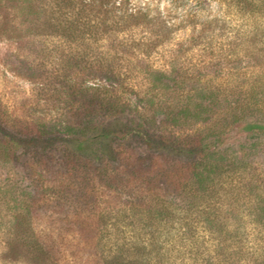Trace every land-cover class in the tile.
I'll list each match as a JSON object with an SVG mask.
<instances>
[{
    "label": "rangeland",
    "instance_id": "obj_1",
    "mask_svg": "<svg viewBox=\"0 0 264 264\" xmlns=\"http://www.w3.org/2000/svg\"><path fill=\"white\" fill-rule=\"evenodd\" d=\"M105 55L122 85L92 78ZM202 79L218 100L197 97ZM197 104L208 114L164 122ZM143 121L155 140L219 134L230 155L250 148L264 178V0H0V264H254V191L197 205L180 191L194 157L130 138L103 156L78 142ZM222 223L244 243L221 248Z\"/></svg>",
    "mask_w": 264,
    "mask_h": 264
},
{
    "label": "trees",
    "instance_id": "obj_2",
    "mask_svg": "<svg viewBox=\"0 0 264 264\" xmlns=\"http://www.w3.org/2000/svg\"><path fill=\"white\" fill-rule=\"evenodd\" d=\"M139 13L140 12L128 15V18L136 20L138 19ZM118 61V59L111 57L110 55L95 57L89 64L92 78L102 79L110 88L122 85L124 80L121 72L117 68ZM157 73L164 77L168 75L161 73L160 71H157ZM174 81L176 80L174 79ZM198 83L200 85L198 89H196L197 97H204L208 95L214 100H218L216 98L218 93H216L215 90L211 88V81L206 82L204 79H202L199 80ZM69 86L71 89H75V86L78 85L73 83V85L70 84ZM78 89H82V87L79 86ZM85 91L86 90H83V92ZM94 91L95 93L93 98L97 102L99 109H101V107H103V103H100L97 100L99 99L100 101L104 102L106 97H104L105 99L101 98V95L104 94L100 92L101 90H99V88L94 89ZM209 104H211V102H209ZM106 105L110 111L113 112H115L118 108L117 103L112 101L107 102ZM193 106L194 105H186L185 108H183V117H175L172 116V114H166L164 122L167 123L168 121L171 122V124L174 122L178 123L180 118H183L184 121H191L190 119L192 118L197 120L202 118V115L208 114L211 108L210 105H208L209 107L205 105H199L197 107ZM203 107L204 110H201ZM237 111V108L233 110L231 109L230 113L232 115V113L235 114ZM246 111L249 112V109ZM132 112L137 119H142L144 117V113H146V111L140 112L137 108H134ZM150 124L153 123L150 122ZM148 127L149 126L144 121L137 123L132 122L128 126L124 125L123 128L125 134L123 136L117 134L112 128H103V126L97 127L93 129L91 135L84 136L83 139L79 140L78 142L80 143V147L85 146L86 149L92 151L93 154L100 153V155L103 156L111 155L116 152L118 154V151L121 148L120 145L124 143L126 138L141 140L148 148H158L174 152L175 154H186L192 156L195 158V161L184 170L185 175L188 177H185L186 182L182 184L180 189V191H183L186 197L191 198L192 201H195L194 204L198 205L203 199L211 198L213 195L218 197L221 192L223 197L227 196L230 198L242 197L245 196L248 191H254L252 196H254L258 202L256 208L259 211L255 218H257L259 225H264V178L260 177L257 170H255L248 162V152L252 151L250 148L245 149L247 153L244 152L230 155L229 153L221 150L222 137L219 134L215 136L213 140H208L206 136L195 135L193 138H188L187 136L170 138L161 137L159 140H155V138L152 137V132L148 131ZM26 128L27 130L30 129L27 126ZM55 141L51 140L49 144L46 141L38 142V144L41 146H49ZM33 142V140H28L24 141L23 143H26V145H32L34 144ZM65 142H69V140H66ZM118 143L120 144L118 145ZM116 144L118 145L117 147ZM225 180H230V182H232L233 187H231V189L224 188ZM222 185H224L223 188ZM215 218L216 224L217 216ZM222 225L224 226V223H222ZM227 226L228 225L226 223V226H224L226 230L222 235H219L218 237L216 236L217 242L222 243L221 248L224 247L225 244H227L225 247H229V245H232V243L236 242L237 239L240 241V244L242 242L244 243V237L239 234V232L228 229ZM243 246L241 248H243ZM227 250L229 251L228 248ZM137 258H134L132 255L130 259H122L123 263L121 264H139L140 262L137 260ZM114 259L118 260L117 257ZM251 261L254 262V264H264V251L259 253L257 257ZM233 262L235 263L227 264H242V261L240 262L239 260Z\"/></svg>",
    "mask_w": 264,
    "mask_h": 264
}]
</instances>
